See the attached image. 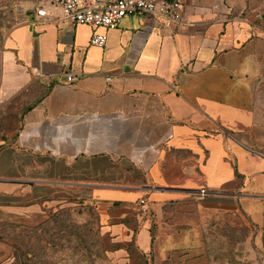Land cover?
I'll use <instances>...</instances> for the list:
<instances>
[{"label":"crops","instance_id":"obj_1","mask_svg":"<svg viewBox=\"0 0 264 264\" xmlns=\"http://www.w3.org/2000/svg\"><path fill=\"white\" fill-rule=\"evenodd\" d=\"M182 1L170 28L133 15L108 29L53 0H0V216L95 204L116 241L138 221L154 264L202 258L230 215L264 221V0Z\"/></svg>","mask_w":264,"mask_h":264},{"label":"rangeland","instance_id":"obj_2","mask_svg":"<svg viewBox=\"0 0 264 264\" xmlns=\"http://www.w3.org/2000/svg\"><path fill=\"white\" fill-rule=\"evenodd\" d=\"M65 208L67 212L55 222L49 219L63 208L37 219L0 216V264H154V252L146 254L137 245L140 224L135 218L130 220L132 238L116 241L113 233L104 230L95 204ZM203 238V257L189 258V264L213 258L230 264H264V221L257 223L247 214L230 215L214 223ZM122 251L126 255L119 256ZM179 261L174 254L165 264Z\"/></svg>","mask_w":264,"mask_h":264},{"label":"built area","instance_id":"obj_3","mask_svg":"<svg viewBox=\"0 0 264 264\" xmlns=\"http://www.w3.org/2000/svg\"><path fill=\"white\" fill-rule=\"evenodd\" d=\"M62 10L63 17L75 25H91L94 27L116 28L127 16L140 15L160 19L170 28L176 23H182L185 7L182 0H53ZM39 17H45L47 10H37ZM108 35L94 32L91 44L105 47ZM68 81H75L77 76L68 74ZM110 79V78H109ZM206 189H201L200 194L205 195ZM140 214H151L149 201L141 198L138 201Z\"/></svg>","mask_w":264,"mask_h":264},{"label":"trees","instance_id":"obj_4","mask_svg":"<svg viewBox=\"0 0 264 264\" xmlns=\"http://www.w3.org/2000/svg\"><path fill=\"white\" fill-rule=\"evenodd\" d=\"M67 212L66 208L60 209L59 211H57L56 213H54L51 218L49 219V222H55V220L57 218H59V216L64 215ZM146 264H150V263H146Z\"/></svg>","mask_w":264,"mask_h":264}]
</instances>
